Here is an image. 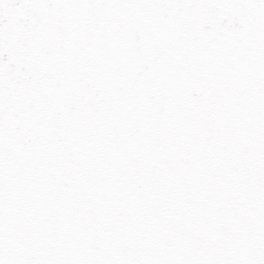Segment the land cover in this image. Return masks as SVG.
I'll use <instances>...</instances> for the list:
<instances>
[{
	"label": "snow or ice",
	"instance_id": "obj_1",
	"mask_svg": "<svg viewBox=\"0 0 264 264\" xmlns=\"http://www.w3.org/2000/svg\"><path fill=\"white\" fill-rule=\"evenodd\" d=\"M0 264H264V0H0Z\"/></svg>",
	"mask_w": 264,
	"mask_h": 264
}]
</instances>
